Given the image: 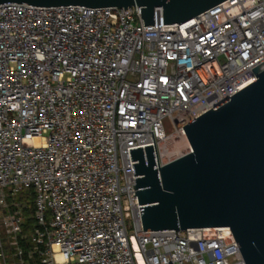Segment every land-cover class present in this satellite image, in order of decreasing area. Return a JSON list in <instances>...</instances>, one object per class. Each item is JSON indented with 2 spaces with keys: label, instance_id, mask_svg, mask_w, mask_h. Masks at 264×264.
I'll use <instances>...</instances> for the list:
<instances>
[{
  "label": "built area",
  "instance_id": "2783aa9c",
  "mask_svg": "<svg viewBox=\"0 0 264 264\" xmlns=\"http://www.w3.org/2000/svg\"><path fill=\"white\" fill-rule=\"evenodd\" d=\"M154 14L0 5V264H244L227 227L143 232L129 150L189 154L179 129L255 81L264 0Z\"/></svg>",
  "mask_w": 264,
  "mask_h": 264
},
{
  "label": "water",
  "instance_id": "95a60500",
  "mask_svg": "<svg viewBox=\"0 0 264 264\" xmlns=\"http://www.w3.org/2000/svg\"><path fill=\"white\" fill-rule=\"evenodd\" d=\"M224 1L0 0V5L135 7L144 26H153L156 8L165 25H179ZM251 70L253 83L179 129L189 154L155 168L152 146L129 150L137 162L132 168L143 232L227 227L244 264H264V62Z\"/></svg>",
  "mask_w": 264,
  "mask_h": 264
},
{
  "label": "trees",
  "instance_id": "16d2710c",
  "mask_svg": "<svg viewBox=\"0 0 264 264\" xmlns=\"http://www.w3.org/2000/svg\"><path fill=\"white\" fill-rule=\"evenodd\" d=\"M27 200L30 201V196ZM32 211H33V209H32V205H31L29 210L26 211V215H32ZM31 225H32V220H30V219L26 220L24 232L27 233L28 229L31 227ZM21 245H22L23 249L26 251V247H25L24 243H21ZM26 262H27L26 264H33L32 262H29V261H26Z\"/></svg>",
  "mask_w": 264,
  "mask_h": 264
},
{
  "label": "rangeland",
  "instance_id": "374dc122",
  "mask_svg": "<svg viewBox=\"0 0 264 264\" xmlns=\"http://www.w3.org/2000/svg\"><path fill=\"white\" fill-rule=\"evenodd\" d=\"M179 145H180L181 149L185 148V144L184 143L181 142V143H179ZM126 226H127V232L129 234H132L133 233V228H132V225H131V220H127L126 221Z\"/></svg>",
  "mask_w": 264,
  "mask_h": 264
}]
</instances>
